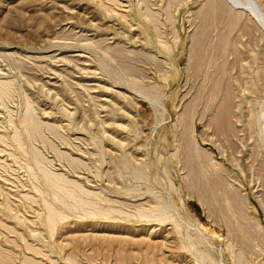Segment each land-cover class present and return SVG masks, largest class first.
<instances>
[{
    "label": "rangeland",
    "instance_id": "obj_1",
    "mask_svg": "<svg viewBox=\"0 0 264 264\" xmlns=\"http://www.w3.org/2000/svg\"><path fill=\"white\" fill-rule=\"evenodd\" d=\"M0 264H264V0H0Z\"/></svg>",
    "mask_w": 264,
    "mask_h": 264
},
{
    "label": "bare ground",
    "instance_id": "obj_2",
    "mask_svg": "<svg viewBox=\"0 0 264 264\" xmlns=\"http://www.w3.org/2000/svg\"><path fill=\"white\" fill-rule=\"evenodd\" d=\"M49 179L51 180L52 178H49ZM49 179H48V180H49ZM54 180H56V179H54ZM59 180H60V179H59ZM52 181H53V179H52ZM56 182H58V181L56 180ZM51 183H52L53 186H55V183H53V182H51ZM55 189H56V187H55ZM58 189L61 190V189H63V188H60V187L57 186V190H58ZM64 189H65V188H64ZM64 189H63L62 191L66 192V190H64ZM57 190H56V191H57ZM60 190H58L57 192H60ZM62 191H61V193H62ZM68 192H69V191H67V192L65 193V195L68 194ZM61 193H60V194H61ZM58 195H59V194H58ZM63 195H64V193H63ZM66 196H67V195H66ZM50 219H51V218H50ZM50 221H51V220H50Z\"/></svg>",
    "mask_w": 264,
    "mask_h": 264
}]
</instances>
